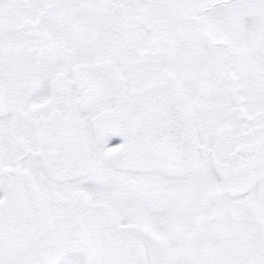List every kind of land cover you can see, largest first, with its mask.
<instances>
[{"label":"snow or ice","instance_id":"snow-or-ice-1","mask_svg":"<svg viewBox=\"0 0 264 264\" xmlns=\"http://www.w3.org/2000/svg\"><path fill=\"white\" fill-rule=\"evenodd\" d=\"M0 264H264V0H0Z\"/></svg>","mask_w":264,"mask_h":264}]
</instances>
